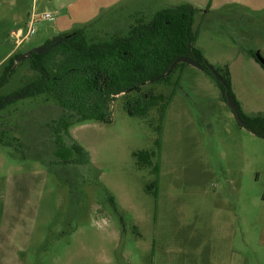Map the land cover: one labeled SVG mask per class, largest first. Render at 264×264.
Masks as SVG:
<instances>
[{
  "label": "rangeland",
  "instance_id": "374dc122",
  "mask_svg": "<svg viewBox=\"0 0 264 264\" xmlns=\"http://www.w3.org/2000/svg\"><path fill=\"white\" fill-rule=\"evenodd\" d=\"M73 3L58 20L53 0H0V82L8 60L50 42L58 23L87 22L72 29L101 45L181 6ZM239 8L194 15L195 47L227 74L239 113L264 125V68L252 56L264 59V11ZM14 68L0 85L11 100L0 106V264H264V138L241 126L214 76L179 63L115 96L109 122L68 130L67 155L88 163L62 165L48 126L61 110L43 95L7 99L37 77L28 59ZM134 100L143 116L126 112Z\"/></svg>",
  "mask_w": 264,
  "mask_h": 264
},
{
  "label": "trees",
  "instance_id": "16d2710c",
  "mask_svg": "<svg viewBox=\"0 0 264 264\" xmlns=\"http://www.w3.org/2000/svg\"><path fill=\"white\" fill-rule=\"evenodd\" d=\"M195 13L196 10L187 4L159 11L146 26L133 28L128 39H114L101 45L88 44L83 32L77 30L45 44L43 47L61 37L65 39L47 53L28 58L30 69L37 77L13 96L34 98L43 95L60 108L59 117L48 125L54 147L52 157L58 164L88 163L87 159L78 160L73 154L67 155L68 130L86 121L109 122V107L115 96L130 89L141 93L143 84L165 80L164 74L179 57L204 66L206 61L195 47L196 36L192 32ZM20 56L8 60L0 85L14 74V63ZM252 56L256 60L254 53ZM204 70L212 75L207 68ZM215 71L223 80V84L217 83L226 102V93L231 96L228 76ZM144 96L145 99L153 98L149 94ZM10 101L2 99L0 106L3 108ZM144 107L142 101H128L126 112L130 116H143ZM240 117L245 122L243 128L264 138V125L260 121L241 114ZM72 149L87 155L76 144Z\"/></svg>",
  "mask_w": 264,
  "mask_h": 264
},
{
  "label": "crops",
  "instance_id": "0c3cea01",
  "mask_svg": "<svg viewBox=\"0 0 264 264\" xmlns=\"http://www.w3.org/2000/svg\"><path fill=\"white\" fill-rule=\"evenodd\" d=\"M177 1L180 2L181 5L187 4V5L192 6L196 10L195 15H199L200 17L211 16V15H216V14L223 15V13H227L228 10H230L233 6H238L240 7L239 10L247 11L248 13L252 12V13L260 14L264 11V6L261 0H254V1H250V0H177ZM73 2L74 0H53V7H54L53 12L55 15H57L58 20H62L61 13L67 11L70 5L74 4ZM103 12H105L104 9L101 11V13ZM45 14H48V13H45ZM43 15H41L40 17L41 20H43L42 19ZM51 16H52V19H49L46 21L54 20L53 15ZM77 25L79 24L77 23L75 25L73 24V25H68V26L64 23H62L61 26L59 25V23L56 24L55 25L56 35L55 37H53V39L58 38L63 35L73 33L77 30H81L82 28L87 26V22L84 24L80 23L79 26L80 27L83 26L82 28L72 29L73 26H77ZM18 45H20V43Z\"/></svg>",
  "mask_w": 264,
  "mask_h": 264
},
{
  "label": "water",
  "instance_id": "95a60500",
  "mask_svg": "<svg viewBox=\"0 0 264 264\" xmlns=\"http://www.w3.org/2000/svg\"><path fill=\"white\" fill-rule=\"evenodd\" d=\"M64 40L65 39L61 37V38L57 39L54 43H52L51 45H49L47 47H43L42 46V47H37V48L31 49V50H28L16 60V63H18L19 61H22L24 59H28L33 54H36V55L45 54L49 50H51L52 48H54L57 45H59ZM255 57H256V60L258 61V63L264 68V59L259 54V52L255 53ZM179 63H184L186 65L192 66V67L197 68L199 70H204V68H207L211 72V74L214 76L215 80L217 82L223 84V80L220 77V75L211 66H209L207 63H204V66H202V65L198 64L196 61L191 60V59L186 58V57H179L176 60H174L172 62V64L170 65L168 71L164 74V77L169 76L171 74V72L174 70V68ZM18 98H21V96H17V97H13V98H7V99H18ZM225 98H226L227 104L232 109L235 117L240 122L241 126H244L245 122L240 117V113H239L238 107H237L236 103L234 102V100L232 99V97L229 95L228 92L226 93Z\"/></svg>",
  "mask_w": 264,
  "mask_h": 264
},
{
  "label": "built area",
  "instance_id": "2783aa9c",
  "mask_svg": "<svg viewBox=\"0 0 264 264\" xmlns=\"http://www.w3.org/2000/svg\"><path fill=\"white\" fill-rule=\"evenodd\" d=\"M42 19L43 20H49V19H52V16L50 15V14H44L43 16H42ZM21 33H22V31L20 30V31H17V32H15L14 33V38L16 39V38H19L20 36H21ZM17 41V40H16ZM17 43H20V42H17Z\"/></svg>",
  "mask_w": 264,
  "mask_h": 264
},
{
  "label": "flooded vegetation",
  "instance_id": "af4514ba",
  "mask_svg": "<svg viewBox=\"0 0 264 264\" xmlns=\"http://www.w3.org/2000/svg\"><path fill=\"white\" fill-rule=\"evenodd\" d=\"M22 97V96H21Z\"/></svg>",
  "mask_w": 264,
  "mask_h": 264
}]
</instances>
